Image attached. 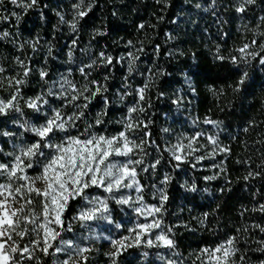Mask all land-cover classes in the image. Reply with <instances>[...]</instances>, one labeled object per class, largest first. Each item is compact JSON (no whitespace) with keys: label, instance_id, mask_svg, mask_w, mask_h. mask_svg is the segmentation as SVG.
Returning <instances> with one entry per match:
<instances>
[{"label":"trees","instance_id":"16d2710c","mask_svg":"<svg viewBox=\"0 0 264 264\" xmlns=\"http://www.w3.org/2000/svg\"><path fill=\"white\" fill-rule=\"evenodd\" d=\"M30 3L0 0V100L15 96L20 109L0 114V164H13L20 145L39 140L31 128L57 110L65 120L83 115L52 143L125 132L138 146L130 143L126 158L142 162L131 165L141 191L125 190L135 202L118 204L103 194L112 212L105 233L110 240L128 237L125 245L132 246L112 256L116 248L103 240L85 264H217L204 250L229 238L236 251L228 264H262L264 0H36L25 7ZM32 100L38 110L28 107ZM41 150L44 156L18 176L39 173L55 152ZM24 182L0 175L13 193ZM80 203L69 201L64 228ZM146 205L161 211L147 216ZM154 219L160 228L144 231L137 245V225ZM157 231L174 246L155 240ZM38 264H57L53 250L40 254Z\"/></svg>","mask_w":264,"mask_h":264},{"label":"snow or ice","instance_id":"6c2138e0","mask_svg":"<svg viewBox=\"0 0 264 264\" xmlns=\"http://www.w3.org/2000/svg\"><path fill=\"white\" fill-rule=\"evenodd\" d=\"M254 0H247V3H253ZM13 4L17 3V0H12ZM83 3V0H81ZM36 4V0H31V3L25 7H31ZM74 7L79 8L80 5H74ZM90 7V5H89ZM237 11H244L243 6L237 8ZM15 15V13H13ZM86 15L85 11H79L78 16L84 17ZM18 18V17H17ZM75 22L72 23V28L75 29ZM143 27V25H141ZM7 35V33H5ZM255 43V41H253ZM249 45H244L239 51L244 53ZM261 47H264L262 45ZM108 62L111 63V57L107 58ZM264 64V59L261 60ZM131 70V69H130ZM3 69H0L2 72ZM83 71V69H82ZM25 76L28 75V70H25ZM41 78H43L46 73H40ZM247 77V73L241 77L239 83L243 84L244 79ZM17 83H23V81H17ZM238 90V89H237ZM100 89H97L99 92ZM141 93L143 89L140 90ZM96 93H93L95 95ZM16 97L13 96L12 99L7 101L0 100V114H6L8 109L15 108L16 111L20 109L14 104ZM40 98L37 97V100ZM77 99L76 96L72 97V100ZM141 99L143 96L141 95ZM37 100L29 101L28 107L38 110ZM86 107V105H85ZM129 111H134L130 109ZM143 111V109H141ZM83 115L81 113L79 116L74 115L68 120H64L61 117L60 111H55L54 115L47 119L44 124L39 127H32L31 131L39 137L35 143L22 147L20 149V154L15 155V162L11 165L0 164V175L7 173L10 179L17 178L20 180L27 181V193H35L37 196H42L44 198V203L42 206V214L44 221L38 225L39 229L43 231L44 236V247L41 249L45 254H48V249L51 247L49 243L50 240H55L60 236V232L56 231L54 228L50 227L51 224L61 226L63 224L62 214L67 209L69 201L81 197L88 200L89 203L99 204V207H92L87 211H81L77 217L81 221H92L96 219H109L105 215L108 210V204L105 200L93 197L89 199L86 194V189L90 187H103L104 191L108 193H113L121 188H132L136 187V191L140 192L141 189L136 181V171L134 167H131L133 163L140 164L141 161H131L128 160L126 163L110 161L112 156H127L128 153L132 151V147H138L134 142H130L125 132H120L116 137H105L103 135L96 136L92 134L90 138L81 139L79 136L66 135L65 139L59 144L52 143V139L57 132L67 133V128L69 126L75 127V120L80 119ZM97 124L102 123L101 120L97 119ZM91 127V126H90ZM127 129H132L133 125L131 123L126 125ZM87 132V129L85 130ZM3 135L11 136L10 132H4ZM119 141H123L122 144ZM215 142V141H213ZM130 143L132 147H130ZM44 148L54 149L55 152L51 156V159L43 165V171L36 177H29L26 174L18 176V173H25L26 168H32V159L36 156H44ZM25 158H27L28 163L25 164ZM177 160L180 159L179 156L176 157ZM159 163V161H157ZM152 167H155L153 165ZM252 173H249L251 176ZM215 177H208V179H214ZM248 179V177H245ZM37 181L43 182V187H35ZM25 190V185H20L14 189L15 194H22ZM7 191V195H5ZM13 193L12 185L0 184V264H18L15 260L13 254L20 253L21 259L25 256L32 258L31 252L28 247H19L18 244L13 242L12 245H8V241L13 239L12 233L15 232L16 235L23 237L26 235L28 229L25 225L24 230L17 231L20 226L21 221H26L27 223H35V214L30 213L27 216H22L25 204H20V206L14 207L16 196ZM11 198V199H10ZM23 198V196H22ZM166 196L161 197V205L163 201L166 200ZM130 197H121L116 200L118 204H130ZM137 200H142L141 197H137ZM26 204H32L31 199L25 201ZM138 213L141 212L140 208L135 209ZM261 210H264V205L261 206ZM161 211V207L152 206L148 209V214L158 213ZM51 217V218H50ZM161 224L156 221L152 224H139L137 228L140 231L136 232L135 243L138 245L140 243V236L144 231L151 230L153 228H160ZM119 227V225H117ZM35 230V229H33ZM135 231V230H130ZM264 231V228L261 229ZM128 237H124L121 240H112L111 243L116 247V252L110 253L112 256L119 254V251L125 247H131L132 245H125V241ZM156 240L162 242L164 246L173 247L174 241L169 239L167 235L161 234L156 237ZM33 243H36L35 241ZM62 243L72 246L71 241H62ZM149 246H152L153 241H147ZM234 238H229L226 242L219 245L214 250L205 249L204 252H210L211 256L214 257L217 264H228V258L233 255L236 249L233 247ZM118 246V247H117ZM56 252L62 251L61 248H56ZM89 251L87 248H79L77 250L78 255ZM217 253H222V255H216ZM86 259V257H85ZM62 264H69V260H65ZM115 264V260H113ZM264 264V262H262Z\"/></svg>","mask_w":264,"mask_h":264},{"label":"rangeland","instance_id":"374dc122","mask_svg":"<svg viewBox=\"0 0 264 264\" xmlns=\"http://www.w3.org/2000/svg\"><path fill=\"white\" fill-rule=\"evenodd\" d=\"M64 139L65 138H63L62 141ZM60 143H61V141H60ZM119 143L122 144L123 141H119ZM26 146H28V145H20V148L18 149L16 155H19L20 149L22 147H26ZM50 159H51V157L44 164H46ZM109 159H110V161L120 162V163H126L128 161L126 156H123V155L112 156ZM42 171H43V167L39 173L33 174V175L30 174L28 176L29 177H36L39 174H41ZM27 183H28L27 181L22 183L23 185H25V190L22 194H18V195L14 194L16 196L14 207L18 208L20 206V204H22V203L25 204L24 211H23V213H21V215L27 216L30 213H34L35 214V223L34 224L33 223H27L26 221L22 220L20 226L17 228V231L24 230L25 225H26V227L28 229L26 235H24L23 237H20V236L16 235L15 232H13L12 233L13 239L11 241H8V245H12L13 242H15L21 248H23V247L29 248L31 255H32V258H28V256H25L23 259H21L20 253H14L13 254V256H14L15 260L18 262V264H38L39 256H40V254L43 253V251H41V249L44 247L43 231L41 229H39V227H38V225L40 223H43V221H44L43 214H42V206H43L44 200H42V202H40V203H36L35 201L32 200V204H30V205L26 204L25 201L28 199L27 198L28 193H27V189H26ZM43 186H44L43 182H41V181H37L35 184V187L42 188ZM125 190H136V187L134 186L132 188H121L118 191H114L113 193H108V192L104 191L103 187L93 186V187H90L89 189H86L85 191H86V194L89 197V199L96 197V198L105 200V197L103 196V194L105 193L106 195L109 196V198L118 200L121 197H125L127 194H129ZM5 195H7V191H5ZM22 196H23V198H22ZM135 196H136V194H135ZM77 198L80 199L81 203H80V206L78 208L77 215L74 218V220L72 221L73 224L69 225L67 228H64L62 225L61 226L55 225L54 223L50 225V227H52L56 231L60 232V236H58L55 240L49 241V243L51 244V247L49 249L53 250V253L55 255V261L57 264H62V262L65 260H69V264H85V262H86L85 257L87 258L88 256H91V251L97 250V246L99 245V243L101 241L110 240L109 236L105 233V230H104L105 226L107 224H109V222L111 221V218H112V212H111V208L109 207V205H108L109 211L107 213H105V215L108 216L109 219H107V220L96 219V220L85 222V221H81L77 218L79 216V213L81 211H87L88 209H90L94 206L99 207V204L98 203H96V204L89 203L88 200H85L81 197H77ZM0 199H3V197H0ZM135 200H136V198L134 197V199H131L130 201L135 202ZM150 207H152V206L151 205L143 206V210L145 211V213H146L145 215H147V216H150L148 214V209ZM154 222H156L155 219L153 221H150L147 224H152ZM33 229H35V230H33ZM155 229L156 228H153L151 230H155ZM158 235H161V233H159L157 231L155 233V240H156V237ZM34 241L36 243H33ZM62 241H71L72 246H69L68 244L62 243ZM110 241H112V240H110ZM56 248H61L62 251L56 252L55 251ZM79 248H87V249H89V251L83 253L82 255H78L77 250ZM220 254H222V253H217L216 255H220Z\"/></svg>","mask_w":264,"mask_h":264}]
</instances>
